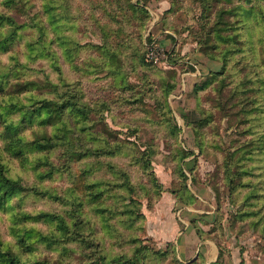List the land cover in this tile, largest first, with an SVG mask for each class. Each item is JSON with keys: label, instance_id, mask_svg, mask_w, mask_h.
Listing matches in <instances>:
<instances>
[{"label": "rangeland", "instance_id": "obj_1", "mask_svg": "<svg viewBox=\"0 0 264 264\" xmlns=\"http://www.w3.org/2000/svg\"><path fill=\"white\" fill-rule=\"evenodd\" d=\"M0 164L26 264H264V0H0Z\"/></svg>", "mask_w": 264, "mask_h": 264}, {"label": "crops", "instance_id": "obj_2", "mask_svg": "<svg viewBox=\"0 0 264 264\" xmlns=\"http://www.w3.org/2000/svg\"><path fill=\"white\" fill-rule=\"evenodd\" d=\"M205 190L206 189H204V191ZM201 192L202 191H200V193ZM202 201L205 202L203 198ZM186 209L192 210V208H188V207H186ZM202 213H211V212H202ZM191 230L192 228H190L189 223L186 222L185 230L177 233L176 236L174 235V237L172 238L174 244L176 245L178 256L180 259L186 260L188 262H192L193 260L199 258V260H202L204 264H237L238 263L234 259L228 257L226 254H223L221 258L220 257L221 248L220 245L216 243V241L210 239H202L200 237L195 239L196 238L195 234L194 232H191ZM239 255H238V261H241L242 259L239 258ZM240 256L248 258V252L246 251ZM253 258H255L256 260H260V258L262 257L261 255L260 256L254 255ZM245 260L246 259H244L245 264H250V261L248 262Z\"/></svg>", "mask_w": 264, "mask_h": 264}, {"label": "trees", "instance_id": "obj_3", "mask_svg": "<svg viewBox=\"0 0 264 264\" xmlns=\"http://www.w3.org/2000/svg\"><path fill=\"white\" fill-rule=\"evenodd\" d=\"M219 31L220 30H216V32H215V30L213 31V34H214L215 37H216V35H218V32ZM236 37H237V35H236ZM225 39H227V40H229L231 42L234 41L232 36H226ZM13 107H17V106H13ZM1 165L2 164H0V167L3 168V166H1ZM17 182H18L17 180L11 179L6 174L5 169H3L2 172L0 173V193L2 191H6V190H14L15 187H16V185H17ZM126 186H130L128 182L126 183ZM29 190L32 191V192H34V193H38L37 192V189H35L34 187L29 188ZM133 190L134 189L130 186L128 191H133ZM186 204H188V203L186 202ZM190 204H188V205H190ZM127 211L130 214H132V216L135 217V218L138 217V216L139 217L141 216V214H140V212L138 210H136V212H135V211H133L131 209H127ZM132 220H133V218L131 219V221ZM34 236L36 238L40 239V240L45 239V236L42 235L41 233H37L36 232V233H34ZM135 240H136V238L132 239V242H134ZM172 247H175V246L173 245ZM144 249H146V248H143L142 250H144ZM114 259H119V260H116L115 262L120 261V257L119 258L118 257H115ZM198 263L199 264H204V262L202 260H199V258L193 260L189 264H198ZM0 264H26V263L22 262L20 260V257H18L17 255L16 256L15 255L13 256L12 254L5 253L3 251H0ZM30 264H45V263H43V262H33V263H31L30 262Z\"/></svg>", "mask_w": 264, "mask_h": 264}]
</instances>
